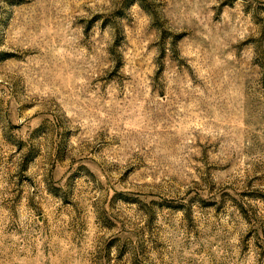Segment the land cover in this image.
I'll use <instances>...</instances> for the list:
<instances>
[{"label":"rangeland","instance_id":"rangeland-1","mask_svg":"<svg viewBox=\"0 0 264 264\" xmlns=\"http://www.w3.org/2000/svg\"><path fill=\"white\" fill-rule=\"evenodd\" d=\"M0 264H264V0H0Z\"/></svg>","mask_w":264,"mask_h":264}]
</instances>
